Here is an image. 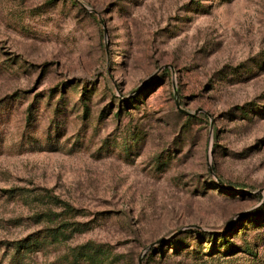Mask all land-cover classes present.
I'll return each mask as SVG.
<instances>
[{
  "label": "rangeland",
  "instance_id": "obj_1",
  "mask_svg": "<svg viewBox=\"0 0 264 264\" xmlns=\"http://www.w3.org/2000/svg\"><path fill=\"white\" fill-rule=\"evenodd\" d=\"M0 264H264V0H0Z\"/></svg>",
  "mask_w": 264,
  "mask_h": 264
},
{
  "label": "trees",
  "instance_id": "obj_2",
  "mask_svg": "<svg viewBox=\"0 0 264 264\" xmlns=\"http://www.w3.org/2000/svg\"><path fill=\"white\" fill-rule=\"evenodd\" d=\"M51 237H52V239H55L56 238V235H54L53 233L50 235ZM47 236H45V238H46ZM57 239H58V237H57ZM27 242V240H24V241H20V242H18V243H26ZM36 243H41L42 241H38V240H36L35 241ZM27 244V243H26ZM35 243H28L27 245H25V247H23L24 245H21V248H23V249H25V250H28L32 245H34Z\"/></svg>",
  "mask_w": 264,
  "mask_h": 264
}]
</instances>
